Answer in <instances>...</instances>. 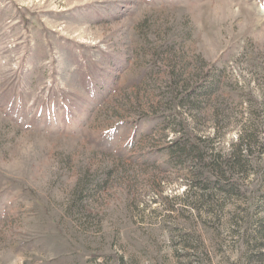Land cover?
I'll list each match as a JSON object with an SVG mask.
<instances>
[{
	"label": "rangeland",
	"instance_id": "obj_1",
	"mask_svg": "<svg viewBox=\"0 0 264 264\" xmlns=\"http://www.w3.org/2000/svg\"><path fill=\"white\" fill-rule=\"evenodd\" d=\"M0 264H264V0H0Z\"/></svg>",
	"mask_w": 264,
	"mask_h": 264
},
{
	"label": "trees",
	"instance_id": "obj_2",
	"mask_svg": "<svg viewBox=\"0 0 264 264\" xmlns=\"http://www.w3.org/2000/svg\"><path fill=\"white\" fill-rule=\"evenodd\" d=\"M219 157H221V155H219ZM238 159H237V161L239 162V161H242V158L239 156V157H237Z\"/></svg>",
	"mask_w": 264,
	"mask_h": 264
}]
</instances>
